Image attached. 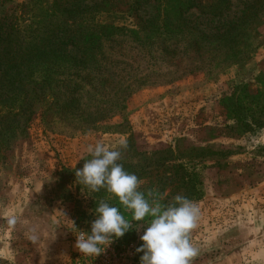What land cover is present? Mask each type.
Returning a JSON list of instances; mask_svg holds the SVG:
<instances>
[{"label": "rangeland", "instance_id": "1", "mask_svg": "<svg viewBox=\"0 0 264 264\" xmlns=\"http://www.w3.org/2000/svg\"><path fill=\"white\" fill-rule=\"evenodd\" d=\"M25 1L0 0V16ZM254 1L259 0H231L222 22L237 19ZM144 8L141 15L153 12L151 6ZM109 20L127 22L123 16ZM248 38L251 48L238 64L225 62L211 73L181 75L172 86L139 91L129 105L126 128L65 137L44 133L34 119L24 136L12 141L0 164V264L97 261L98 256L75 248L76 236L90 232V225L75 224L70 183L60 172L86 158L88 145L101 141L116 149L129 136L131 148L121 161L142 168L141 191L155 188L168 203L185 195L182 181L200 183L201 197L193 200L200 219L191 237L199 253L192 264H264V129L247 132L227 119L222 104L242 83L255 91L254 78L264 75V13ZM128 56L137 75L167 70L132 51ZM112 200L124 212L118 200ZM124 215L131 218L130 213ZM11 216L18 218L15 226L7 224ZM32 234L37 242L30 239ZM142 234L143 228L132 230L102 247L122 264H140L136 248Z\"/></svg>", "mask_w": 264, "mask_h": 264}, {"label": "trees", "instance_id": "2", "mask_svg": "<svg viewBox=\"0 0 264 264\" xmlns=\"http://www.w3.org/2000/svg\"><path fill=\"white\" fill-rule=\"evenodd\" d=\"M146 6L153 12L141 15ZM231 6V0H26L9 9L0 16V164L34 119L44 133L65 137L126 128L139 91L242 62L264 0L222 22ZM115 16L127 22L109 20ZM129 51L167 70L137 75ZM254 79L255 91L242 83L222 99L227 119L252 134L264 129V75ZM90 158L60 172L70 183L76 225H91L96 202L111 195L76 183L75 169ZM120 163L142 179L140 166ZM199 185L180 183L190 200L201 197Z\"/></svg>", "mask_w": 264, "mask_h": 264}, {"label": "clouds", "instance_id": "3", "mask_svg": "<svg viewBox=\"0 0 264 264\" xmlns=\"http://www.w3.org/2000/svg\"><path fill=\"white\" fill-rule=\"evenodd\" d=\"M127 148L124 140L116 149L97 141L86 149L91 158L84 160L82 168L75 169L76 183L91 192L104 189L111 194L96 202L90 232L81 231L76 236L75 248L81 254L97 257L114 238L143 228L139 237L142 244L136 248L137 253H142L140 264H192L199 253L191 238L200 219L198 204L179 194L163 203L165 195L157 189L141 191L144 182L120 163ZM112 198L118 200L124 212L108 202ZM125 212L130 213V219L126 218ZM17 223L16 216L7 219L9 226ZM30 239L37 242L38 236L32 234Z\"/></svg>", "mask_w": 264, "mask_h": 264}, {"label": "built area", "instance_id": "4", "mask_svg": "<svg viewBox=\"0 0 264 264\" xmlns=\"http://www.w3.org/2000/svg\"><path fill=\"white\" fill-rule=\"evenodd\" d=\"M116 256L111 258V256L105 252L98 256L97 261H94L95 258L90 260V264H122L120 261L115 260Z\"/></svg>", "mask_w": 264, "mask_h": 264}]
</instances>
